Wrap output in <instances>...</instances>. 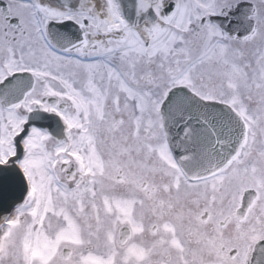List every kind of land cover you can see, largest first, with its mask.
<instances>
[{
    "label": "snow or ice",
    "instance_id": "obj_1",
    "mask_svg": "<svg viewBox=\"0 0 264 264\" xmlns=\"http://www.w3.org/2000/svg\"><path fill=\"white\" fill-rule=\"evenodd\" d=\"M0 264H264V0H0Z\"/></svg>",
    "mask_w": 264,
    "mask_h": 264
}]
</instances>
